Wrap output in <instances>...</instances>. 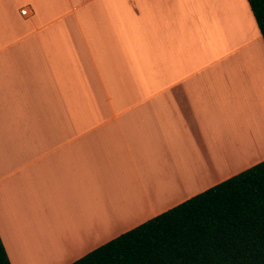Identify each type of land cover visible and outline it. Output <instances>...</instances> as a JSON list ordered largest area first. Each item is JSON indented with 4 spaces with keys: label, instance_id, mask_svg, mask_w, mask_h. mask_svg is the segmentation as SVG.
<instances>
[{
    "label": "crops",
    "instance_id": "obj_1",
    "mask_svg": "<svg viewBox=\"0 0 264 264\" xmlns=\"http://www.w3.org/2000/svg\"><path fill=\"white\" fill-rule=\"evenodd\" d=\"M262 161L247 0H0L11 264H71Z\"/></svg>",
    "mask_w": 264,
    "mask_h": 264
},
{
    "label": "trees",
    "instance_id": "obj_2",
    "mask_svg": "<svg viewBox=\"0 0 264 264\" xmlns=\"http://www.w3.org/2000/svg\"><path fill=\"white\" fill-rule=\"evenodd\" d=\"M247 2L264 42V0ZM71 264H264V161Z\"/></svg>",
    "mask_w": 264,
    "mask_h": 264
},
{
    "label": "built area",
    "instance_id": "obj_3",
    "mask_svg": "<svg viewBox=\"0 0 264 264\" xmlns=\"http://www.w3.org/2000/svg\"><path fill=\"white\" fill-rule=\"evenodd\" d=\"M20 15L26 16L27 15V11L26 10H20Z\"/></svg>",
    "mask_w": 264,
    "mask_h": 264
}]
</instances>
